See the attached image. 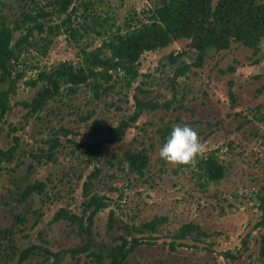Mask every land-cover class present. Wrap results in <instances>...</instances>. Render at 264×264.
<instances>
[{
	"label": "rangeland",
	"instance_id": "rangeland-1",
	"mask_svg": "<svg viewBox=\"0 0 264 264\" xmlns=\"http://www.w3.org/2000/svg\"><path fill=\"white\" fill-rule=\"evenodd\" d=\"M159 1L72 0L65 13H56L53 0H0V16L21 26L12 39L14 91L0 121V151L13 148L9 157L0 155V264H54L55 258L59 264H109L108 258L98 262L91 251L115 245L119 236L138 240L126 264H261L264 36L256 48L232 42L223 50L210 49L200 66H193L189 39L171 40L140 56L130 85L122 72L110 71L108 82L97 81L98 96L88 84H63L42 109L22 105L41 89L40 71L64 61L78 63L82 50H94L148 21ZM28 16L60 30L34 31L17 43L23 26L32 25L25 21ZM101 52L110 55L105 47ZM184 63L191 66L177 74ZM134 96L147 108L130 121ZM121 121L129 122L122 139L90 158L83 145L100 139L90 131ZM175 124L196 129L205 145L195 165L159 158ZM127 155L145 156L141 171ZM202 160L221 166L223 175L209 179ZM95 168L90 193L103 207L89 221L83 185ZM35 182L44 184L42 191L24 195ZM61 209L82 217L83 227L54 220ZM152 221L154 231L145 227ZM186 224L197 225L202 234L175 239ZM86 230L91 248L75 253L89 240Z\"/></svg>",
	"mask_w": 264,
	"mask_h": 264
},
{
	"label": "trees",
	"instance_id": "trees-1",
	"mask_svg": "<svg viewBox=\"0 0 264 264\" xmlns=\"http://www.w3.org/2000/svg\"><path fill=\"white\" fill-rule=\"evenodd\" d=\"M155 6L148 21L140 22L135 27H129L123 32H118L102 43L94 50H82L79 62H60L50 70H42L38 73L37 82L43 85L36 93L33 100L23 102L22 105L27 110L38 111L44 105L60 93L62 85L70 84L78 86L88 84L93 89L96 96L101 85L98 81L108 82L112 75L110 71L122 72L128 85L138 75V60L145 51L154 50L166 46L171 40L186 38L190 40V48L195 52L193 66H200L210 49L217 51L228 48L230 43L238 42L251 48H256L261 38L264 36V0H160ZM72 0H53L56 13H65L71 5ZM26 17V16H25ZM25 21L31 22L29 27L23 26L25 32L17 41H28L35 31L38 35L51 33L60 30V26H46L38 22L35 17L28 16ZM25 27V28H24ZM19 22L10 26L4 16H0V121L9 110V94L14 91L15 82L10 78L12 63L15 59V44L12 43L13 34L20 29ZM67 31V30H66ZM74 30L70 29L71 35ZM45 49V43L41 44ZM109 51L110 55L101 52L103 48ZM172 57V56H171ZM191 65L185 64L182 69L178 68L179 75H182ZM7 83L6 89L1 84ZM106 91V90H105ZM135 112L130 121H136L142 110L147 108V103L134 96ZM129 122L121 121L117 126L102 128L99 132L91 130V136L99 135L100 139L94 143H85L84 149L90 158H94L96 152L105 144L117 142L122 139ZM13 149V148H12ZM11 149V150H12ZM0 151L2 156H10V151ZM131 165H136L138 171L145 165V156H126ZM139 163V164H138ZM201 166L206 171L209 179L217 180L222 175V168L210 160H202ZM98 176L95 168L83 185V214L89 212L88 219L91 221L93 214L103 207L100 197L90 193L91 180ZM44 184L35 182L24 189V195L33 191H42ZM264 191V189H263ZM260 210L262 213V225L264 227V192L260 198ZM67 219L71 222L77 221L83 227L82 217L69 214L65 210H59L54 216V220ZM145 227L154 231L156 222L145 224ZM88 241L75 253L84 252L91 248L90 232L85 231ZM195 233L201 235L200 228L195 224L182 226L175 234V239H183L186 235ZM117 243L113 246L105 247L99 252H92L95 259L100 262L103 258L109 259V264H126L130 249L138 240L128 241L127 238L119 236ZM173 243H171V246ZM104 252V254H103ZM258 254L261 264H264V230L259 235ZM53 256H57L54 254ZM78 263V260L76 259ZM54 264H59L55 258Z\"/></svg>",
	"mask_w": 264,
	"mask_h": 264
},
{
	"label": "clouds",
	"instance_id": "clouds-1",
	"mask_svg": "<svg viewBox=\"0 0 264 264\" xmlns=\"http://www.w3.org/2000/svg\"><path fill=\"white\" fill-rule=\"evenodd\" d=\"M204 150L196 129L188 124H175L159 149V158L172 165H195Z\"/></svg>",
	"mask_w": 264,
	"mask_h": 264
}]
</instances>
